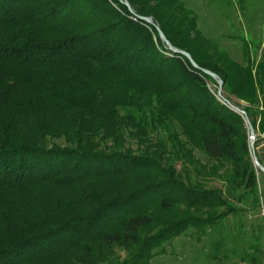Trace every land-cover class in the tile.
I'll use <instances>...</instances> for the list:
<instances>
[{"label": "trees", "instance_id": "obj_1", "mask_svg": "<svg viewBox=\"0 0 264 264\" xmlns=\"http://www.w3.org/2000/svg\"><path fill=\"white\" fill-rule=\"evenodd\" d=\"M128 2L0 0V264H149L189 227L236 213L227 198L260 205L244 117L202 68L255 123L264 55L249 43L245 64L210 54L182 0ZM192 145L229 172L223 189L191 175ZM258 239L231 251L264 264ZM225 240L219 228L214 252Z\"/></svg>", "mask_w": 264, "mask_h": 264}, {"label": "rangeland", "instance_id": "obj_2", "mask_svg": "<svg viewBox=\"0 0 264 264\" xmlns=\"http://www.w3.org/2000/svg\"><path fill=\"white\" fill-rule=\"evenodd\" d=\"M182 2L183 11L188 13L189 17H194L195 29L190 35L195 41H204L203 48L205 47L210 54L218 48L234 60L245 64V44L249 43L248 50L252 59L258 60L264 55V0H182ZM209 85L215 92L219 87L223 96L233 103L237 105H239L236 103L238 101L244 103L234 94L227 93L223 83L219 86L215 81L210 82ZM258 109L260 110L261 106ZM259 110H256L255 123L251 122L254 127L253 138H250L245 120L244 123L249 135L250 158L253 150L257 158L264 160V118H261ZM189 149L193 157L202 165L200 170L192 169L191 175L198 173L200 177L198 176L197 179L204 188L223 189V183L229 172L221 168L216 169L215 163L209 161L196 146L192 145ZM257 175L258 193L261 199L258 207L253 205L250 194L248 196L244 194L240 201L233 197L227 198L239 208L236 213H228L214 227L205 226L203 232H200L201 229L189 227L184 233L166 241L163 244L164 249H158L150 258L149 264H245L247 261L239 258L241 257L238 253L241 252L239 248L236 254L231 251L235 245L234 239L241 248V243L244 247L254 245L256 237L259 238L262 247V263H264V171L258 170ZM240 192L241 190L237 193ZM220 208L217 207L216 210ZM240 225L241 232H239ZM218 226L226 235V240L223 247L214 252L213 243L219 236ZM258 231L261 235H258ZM244 238L250 240L243 242ZM224 247H227V251H224ZM117 252L121 256L125 254L121 248H117Z\"/></svg>", "mask_w": 264, "mask_h": 264}, {"label": "water", "instance_id": "obj_3", "mask_svg": "<svg viewBox=\"0 0 264 264\" xmlns=\"http://www.w3.org/2000/svg\"><path fill=\"white\" fill-rule=\"evenodd\" d=\"M125 5H127L130 9H131V6L128 2V0H121ZM143 19H145L146 21L152 23L155 25V28L157 29L158 33H159V36L161 38V40L165 43V45L171 49L172 51H177V52H180L181 54L185 55L189 61L192 63V65H194L195 67H199L198 64L196 63V61L193 59V57L191 56V54L186 51L185 49H182V48H178L176 46H174L167 38L166 36L164 35L163 31L161 30V28L159 27V25L157 23L154 22V20L152 19L151 16H141ZM202 70L208 74H210L214 79L215 81L219 84V86L221 85L222 81L220 79V77L213 71L207 69V68H202ZM216 97L221 100L222 102L228 104L231 108H233L235 111L239 112L243 117H244V120H245V123L249 129V132H250V138H253L254 137V127L245 111V109L243 107H240L239 105L233 103L232 101H230L229 99L225 98L223 96V94L221 93L220 91V88L218 87L216 92ZM250 144L252 145V141L250 140ZM251 158H252V161L253 163L256 165V167L258 169H260L261 171H264V165L259 161V159L257 158L256 154L254 153V151L252 150L251 151Z\"/></svg>", "mask_w": 264, "mask_h": 264}]
</instances>
